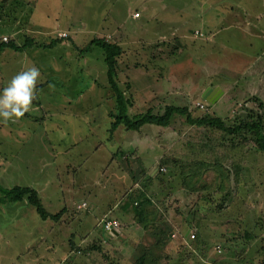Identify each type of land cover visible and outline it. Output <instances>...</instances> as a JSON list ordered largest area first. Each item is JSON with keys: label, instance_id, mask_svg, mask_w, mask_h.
Returning a JSON list of instances; mask_svg holds the SVG:
<instances>
[{"label": "rangeland", "instance_id": "obj_1", "mask_svg": "<svg viewBox=\"0 0 264 264\" xmlns=\"http://www.w3.org/2000/svg\"><path fill=\"white\" fill-rule=\"evenodd\" d=\"M169 4H182L195 14L206 4L203 12L212 13L205 26L193 23L194 18L191 24L176 26L185 27L188 37L195 39H185L179 54L171 53L173 42L167 47V40L144 47L142 54V45L123 42L129 38L123 36L136 33L144 38L163 30L155 16L164 12L158 6L168 10ZM234 13L254 19L255 13H264V0H0L3 41L12 38L22 44L30 36L49 42L50 37L69 34L54 47L0 52V88L27 67L35 65L41 73L29 110L14 121L0 122V185L33 187L48 211L61 212L57 220H42L26 202L0 204V264H133L138 243L147 239L138 234L132 214L121 207L136 180L146 184L155 204L163 202L167 226L174 228L175 236L171 233L165 240L161 264H264V251H259L264 244V153L252 146L240 151L236 145L217 146L216 138L201 129L194 153L202 152L209 161L178 157L183 151L173 142L189 129L185 116L178 115L169 127L119 128L109 139L107 114L114 100L96 82H104L106 75L101 53L79 50L95 35L124 44L123 53L129 51L120 64L129 67L120 69L121 77L132 80L126 94L136 97L138 108L142 101L158 98L188 105L196 116H219L229 124L251 112L264 119V103L244 95L250 89L248 74L238 78L250 64L251 58L243 54L250 52L251 39L243 26V32L234 34L220 29L230 19L243 22L245 16L233 18ZM218 28L214 38H203ZM159 46L162 49L156 50ZM234 67L238 76L232 73ZM158 70L162 78L169 71L174 80H156ZM218 85L226 93L243 96L233 100L220 94L206 100L209 88ZM212 144L215 151H208ZM119 149L126 152L124 157ZM133 149H138L143 165H149L145 176L130 154ZM185 182L193 192L184 189ZM207 183L214 190H201ZM104 214L120 221V233L110 237L101 230ZM186 232L196 234L197 247L191 237L183 239ZM99 240L102 250L84 251Z\"/></svg>", "mask_w": 264, "mask_h": 264}, {"label": "trees", "instance_id": "obj_2", "mask_svg": "<svg viewBox=\"0 0 264 264\" xmlns=\"http://www.w3.org/2000/svg\"><path fill=\"white\" fill-rule=\"evenodd\" d=\"M135 12L138 13L137 16H139V11ZM133 35H136V33ZM133 35L127 37L130 38ZM57 37L58 38H56V36L50 37L49 42H37L33 37L26 36L22 44L17 43L12 38L8 41H3L0 39V52L6 48H10L15 51H23L30 47H54L64 39H69V34H62V36ZM108 38L95 35L90 38L89 42L83 47H79V50L81 53L87 52L89 50L91 53L94 52V50H98L101 53V57L106 69V75L104 82L101 83L98 80H96V82L97 85L108 89L112 95L110 98L114 100L113 110H110L107 114V116L110 118V126L108 127L109 139L113 137V134H115L119 128H123L127 131H137L141 130L142 127L147 124L155 125V128L169 127L173 123L174 117L178 115L185 116L186 123L189 125V129L184 133V136L173 142L177 150L183 151L181 156L178 157H189L192 160L204 158L206 162L209 161L205 158L206 156H203L202 152L198 154L194 153L198 149V136L200 133H202L201 129H205V134H208L209 137L216 138V140L219 142V144L216 142L217 146L236 145L240 147L238 151L242 150V147L252 146L256 150L264 153V119L262 114L259 112H251V114H248L246 118H240L238 121L235 120L229 124L219 116H211L209 114L196 116L193 113L194 109L192 110L188 105L179 106L166 104L165 102L162 103V101L157 100L158 98L149 99L145 103L142 101L145 106L143 105L142 108H138L136 97L132 94H129L130 96L126 94L131 89L132 80L130 77H128V80H123L121 77V74L124 73L120 69L129 67V64L124 63L122 67V64L120 63L122 62L124 54H126L129 50L127 49V51L123 53V51L126 50L124 49V44L121 45V43L115 42L116 40H111V38ZM145 38L148 40V35H146ZM167 41L171 43L173 42L171 51L173 54H175V51L186 47L185 39L178 36L172 37V39ZM141 44L143 45L145 43L141 42ZM161 44H163V42ZM154 47L155 45L152 48ZM170 145H172V141L169 142V147ZM213 146L215 145L212 144L211 149L207 150L215 151ZM120 151L121 150L119 149L118 152L122 153L124 157L126 152ZM199 151L201 150L199 149ZM174 152L177 153L179 151ZM130 154L133 156L135 154V160L137 161L135 165H137L136 167H139L140 174L145 176L147 167L143 165L140 156L134 151L130 152ZM213 159L214 161H218L217 157H214ZM125 162L130 163L128 157H126ZM149 177L150 176L148 174V178ZM141 181L142 180L134 181V183L126 190V194L122 198L123 203L121 207L125 214H132V221L138 229V234L141 232V238L147 239V241L143 244L138 243V249L136 247L138 253H134L133 255V264H161L165 240L170 238L171 233L173 234L174 228L167 226L168 220L165 219V216L161 211L162 208L163 211H166L163 206V202L155 204V201L152 200V197L145 189L146 184L140 183ZM218 186L217 187L219 189L223 187L220 185ZM204 187L205 188H202L201 190L213 189V185H209L208 183ZM184 189H187L189 192L194 191L193 189L192 191L189 190L186 182ZM7 202H26L27 204L34 207L38 216L42 220H57L61 214L60 211L56 213L48 211L43 206L37 189L26 185H13L11 187H4L0 185V204ZM106 214H104L102 220H117L119 222V226L117 228L118 230L113 229L112 232L105 230L103 222L102 227L104 229L101 228V230L110 237L120 233V221L117 218L108 216ZM192 240L194 242L193 244L197 247L199 241L196 238L195 233ZM102 245V242L99 240L98 242L91 243L87 249H84V251L90 252L93 250H102ZM71 246L74 247V244H71ZM118 248L123 247L120 245ZM259 251H264V244H262V247L259 249ZM250 258L251 256H249L248 261H251Z\"/></svg>", "mask_w": 264, "mask_h": 264}, {"label": "crops", "instance_id": "obj_3", "mask_svg": "<svg viewBox=\"0 0 264 264\" xmlns=\"http://www.w3.org/2000/svg\"><path fill=\"white\" fill-rule=\"evenodd\" d=\"M145 5H148V4H145ZM156 5H158V4H156ZM162 5H164V4H162ZM205 5L206 4H200L199 5V7H198L199 12L197 14L189 11V9L187 7L181 8L182 4H169L170 9H168V10L166 9L167 6H165V7L162 6L161 8H159V6H158V9H163L164 12H162V13L157 12L155 19L157 20V24L159 26L164 27L163 30H162V28H160L161 31L159 33H155V32H149V34L147 33L148 38H149L148 40H146L145 37L143 38V36H141V34H139V35L136 34L130 38H125L126 40L123 42L124 43L130 42L131 47L137 46L138 48H140V45H142L141 42L145 43L140 48L141 51L139 54H142L143 53L142 49L144 47H146L148 45H149V47H151L153 43L158 42V41H160L159 44L162 42H163V44H166L165 40H169L168 38L170 36H173V37L178 36V37L186 39V40H187V38L191 39V40H195L193 36L188 37V32L186 31L185 27H180V28L178 27V29H176V26L191 24L192 21L189 22V20L193 19V18H194L193 23H197V24L205 26L206 25L205 22L207 21L206 19L212 15V13H210V12H208V13L203 12ZM208 5H209V7L211 6V4H208ZM213 5H215V4H213ZM230 8H232V7H230ZM139 13H141V12H139ZM239 14L242 17L245 16L244 14H241V13H239ZM239 14H236V13L232 14V15H234L233 18H236ZM254 16H255L254 19H251V18H248L245 16L243 22H241V21L237 22V20L230 19L228 21V23H226V25H222V27L220 29L232 30L233 34L236 30L239 31L240 33L243 32L241 30L242 26L244 27V29H246L245 32H246L247 38L251 39V40H249L251 49H250L249 53L246 52V54H243V55L249 56L251 59H250V64L248 65L246 71L244 72L243 70H241L238 78L240 80V76H243V74H246V75L248 74L249 79H246V81H249L248 85H249L250 89H249V93H246L244 95L247 97V99H252V98L256 99L257 98L264 103V29H259L257 27H253L254 23L258 24L259 26L264 25V13H255ZM139 17H141V14L139 16H137V18H139ZM152 27H153V25H152ZM220 29L218 28L215 31L210 30V35L207 37L203 36V38L204 39L212 38L211 35H213V38H214L215 35L219 34ZM195 31L197 32L196 34H200V32L202 33V31H200V29H194L193 33ZM177 32L181 33V35H177ZM166 34H170V35H166ZM125 37H127V36H125ZM191 37H193V38H191ZM203 38H201V39H203ZM203 40L197 44L201 45L203 43ZM260 41H262V43L259 46V44L257 45V43H259ZM135 42H137L138 44H135ZM168 43L171 44V42L167 41V47H169ZM161 49H162L161 46H159L156 50H161ZM163 49L166 50L165 45L163 46ZM181 51H182V49L177 50L174 53L179 54ZM162 56L165 57V55H162ZM247 62H249V61H247ZM164 67L165 66H161L160 69H162ZM159 70L157 73H155L156 77H153V78H156V80L165 79V81H170L171 79L174 80L172 77H169L167 75L169 72L167 70H166L165 76H163V78H162L163 73H162V75H160L161 73L158 74ZM238 70L239 69L235 68L232 70V73H234L236 76H238V73H237ZM157 74L159 76H157ZM216 87H218L221 91V93H219V95L221 94L220 96L226 95L228 97H232L231 99H233V100H234V98L237 100V98H241L243 96V95H239L238 93H236V94H234L233 92L231 93L229 91L226 93V91H224L220 85H218ZM211 88H209V91ZM252 90H253V92H252ZM219 95H217L216 99L219 97ZM145 102H147V100L143 101V103H145ZM133 151L139 155L138 149H133ZM134 156H135V154H134ZM158 156H160V155H158ZM140 158L142 160L141 156H140ZM157 160H159V158L155 159L154 162H156ZM154 162H152V163H154ZM151 164H150V166H151ZM146 167H149V165ZM186 237H188L187 232H186L185 236L183 237V239Z\"/></svg>", "mask_w": 264, "mask_h": 264}, {"label": "clouds", "instance_id": "obj_4", "mask_svg": "<svg viewBox=\"0 0 264 264\" xmlns=\"http://www.w3.org/2000/svg\"><path fill=\"white\" fill-rule=\"evenodd\" d=\"M40 76V69L33 65L17 72L0 88V122L14 121L29 110Z\"/></svg>", "mask_w": 264, "mask_h": 264}, {"label": "built area", "instance_id": "obj_5", "mask_svg": "<svg viewBox=\"0 0 264 264\" xmlns=\"http://www.w3.org/2000/svg\"><path fill=\"white\" fill-rule=\"evenodd\" d=\"M137 15H138V13H135V16H137ZM198 105L200 107H202L201 104H198ZM102 222H103V226H104L105 230H107V231H112L113 229H117L119 226V222L115 219H103ZM188 235H189V237H191V239L194 237L193 232L188 233ZM172 236L174 237L175 234L173 233ZM216 249L218 252H220L221 251V245L217 244Z\"/></svg>", "mask_w": 264, "mask_h": 264}, {"label": "water", "instance_id": "obj_6", "mask_svg": "<svg viewBox=\"0 0 264 264\" xmlns=\"http://www.w3.org/2000/svg\"><path fill=\"white\" fill-rule=\"evenodd\" d=\"M220 89L218 87H215L213 89H211L210 91H208L203 97L206 99V100H215L217 95H219L220 93ZM213 96L214 98L213 99H210V97Z\"/></svg>", "mask_w": 264, "mask_h": 264}]
</instances>
